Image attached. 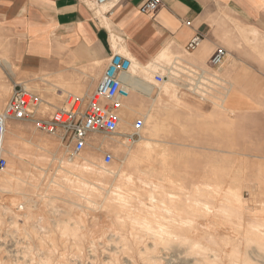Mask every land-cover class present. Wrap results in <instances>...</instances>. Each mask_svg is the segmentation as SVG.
Returning <instances> with one entry per match:
<instances>
[{
    "label": "rangeland",
    "instance_id": "374dc122",
    "mask_svg": "<svg viewBox=\"0 0 264 264\" xmlns=\"http://www.w3.org/2000/svg\"><path fill=\"white\" fill-rule=\"evenodd\" d=\"M167 55L160 53L143 64L148 67L145 70L130 57L129 73L153 87L148 94L139 85L131 86L134 97L143 99L146 108L127 115L129 102L125 101L117 132L96 133L100 143L89 136L79 153L71 155L57 134L38 128L33 120L8 122L4 141L8 165L0 175L10 162L20 165V187L26 189L27 196L0 189V264H153L148 259L152 257L159 264H264V253L257 252L255 245L247 246L248 253L240 252L237 263L231 252L236 247L245 250V233L251 230L247 220L255 214L264 217L262 108L258 104L242 110L228 106L235 88L229 82L235 79L227 76L224 68L218 72L221 79L210 102L181 88L179 71L185 70L180 67L171 70L166 81L157 80V74H166L163 63L174 60L171 56L163 59ZM36 76L41 77L21 70L11 54L0 49V111L16 83L43 97L44 104L35 110L41 119L50 118L55 108L63 106L68 92L83 93L58 83H39L33 80ZM232 76L238 79L240 74ZM146 109L153 118H160L158 125L146 121ZM170 110L178 114L166 116ZM138 118L144 120V127L131 141L129 134L135 131ZM185 119L190 125L183 123ZM191 122H196L194 128ZM10 141L17 150L10 148ZM142 141L150 144L135 160L139 166L135 169L129 164L130 156L120 153L117 146L133 151ZM106 153L113 155L110 163L104 162ZM123 169L134 174L131 180L122 177ZM80 177L102 180L108 190L102 189V196L87 194L80 187ZM116 185L122 187L124 202L112 192ZM220 192L230 207L242 208L245 227L213 207L207 211L196 201L210 197L217 205L224 197ZM136 217L151 225V230L133 229ZM62 220L69 223L68 230L62 228ZM189 232L196 244L172 239ZM194 232H206L207 237L196 238ZM209 232L217 234L216 244L209 240ZM163 237L174 241L166 243Z\"/></svg>",
    "mask_w": 264,
    "mask_h": 264
},
{
    "label": "crops",
    "instance_id": "0c3cea01",
    "mask_svg": "<svg viewBox=\"0 0 264 264\" xmlns=\"http://www.w3.org/2000/svg\"><path fill=\"white\" fill-rule=\"evenodd\" d=\"M145 1L109 0L98 5L94 0H0V49L10 53L21 70L41 76L33 80L83 92H68L67 98L93 91L109 57L117 52L135 57L144 70L148 67L143 64L160 53L168 54L163 59L171 56L174 60L163 63V76L169 77L179 67L210 70V58L222 47L226 55L211 70L222 72L224 68L235 79L229 82L235 95L230 96L228 106L242 110L258 104L264 115V0H161L157 10L144 13L140 6ZM196 35L201 36L200 45L186 50ZM182 72L179 82L186 77ZM237 72L238 79L232 76ZM127 78L122 106L127 101V109L144 110V100L134 97L131 86L139 85L144 91L153 87L134 75ZM170 111L166 116L178 114ZM183 123L189 124L187 119Z\"/></svg>",
    "mask_w": 264,
    "mask_h": 264
},
{
    "label": "built area",
    "instance_id": "2783aa9c",
    "mask_svg": "<svg viewBox=\"0 0 264 264\" xmlns=\"http://www.w3.org/2000/svg\"><path fill=\"white\" fill-rule=\"evenodd\" d=\"M98 5H103L109 0H94ZM162 4L161 0H146L140 6V11L150 13L157 10ZM201 36L196 35L186 44V50H194L200 45ZM226 55L224 48L219 47L209 60V67L217 68ZM132 60L122 53H114L109 57L106 68L96 88L83 96L69 94L65 105L56 108L48 119L35 116V110L40 108L43 99L26 86L16 83L14 90L0 111V171L8 165L5 156L4 141L7 124L13 120H33L38 128L46 129L59 136L60 141L66 146L70 154L81 152L91 134L99 132L115 133L119 129L122 117L120 109L122 99L127 94L125 76L129 74ZM198 67H186L182 73L186 76L181 80V88L188 94L202 100L209 101L215 86L220 81L217 71ZM157 80L167 77L157 74ZM135 131L129 134L131 141L144 127V120L138 118L134 122ZM113 155L106 153L104 162L110 163Z\"/></svg>",
    "mask_w": 264,
    "mask_h": 264
},
{
    "label": "bare ground",
    "instance_id": "6f19581e",
    "mask_svg": "<svg viewBox=\"0 0 264 264\" xmlns=\"http://www.w3.org/2000/svg\"><path fill=\"white\" fill-rule=\"evenodd\" d=\"M127 75L125 76L126 80L127 81H130L129 78H127ZM144 89H145V91L152 92V88L151 87H145ZM142 111L143 110H141L140 108L138 109V108H135V107L134 108L133 107H129V109H127V113L126 114L127 115L128 114L131 115L132 112H142ZM145 117H146V121L148 123L149 122H152L155 125H158L159 124V120L157 119L156 116L153 118L152 115H150L149 113L146 112ZM90 137H91V139L93 140L94 143H100L102 141V139L98 136V134H91ZM143 139L144 140H148V138H145V137ZM47 141H49V140L48 139H44V142H47ZM149 144L150 143L148 141H142L137 146V148L134 149L133 151L130 150V149H125L121 145L117 146V149H118V151L120 153H123L125 156H127V155L130 156V159H131L130 162H129L130 166L131 167H135V169H138L139 166L136 164L135 160L136 159H140V157L143 156V154L145 153V149H146V147L149 146ZM8 145L13 150H17L18 149V146L14 143V141H10L8 143ZM39 155H40V153H36V157H37L38 160H40ZM45 157L46 156H44L43 159ZM40 161H43V160H40ZM20 168H21L20 165H18L17 163H14V162H10L9 163L8 170L3 175H0V189L3 188V190H5V191H11V190L13 191V190H15L18 194H21V195L22 194H24V195L27 194L26 189H24L23 187H20L21 186V180H23L22 177H21V175L19 174ZM123 170L124 171L122 173V177L131 180L133 178V175L134 174H132V172L126 171V169H123ZM138 178H140V177H138ZM139 180H141V179H139ZM142 180L144 182H146V183L149 182V179L142 178ZM78 182L80 184V187H82L83 189H85L84 192L87 193V194L102 196V189H106L105 186H104V184L102 183V180H99L98 182H94V181L88 180V179H86L84 177H80L79 180H78ZM158 185L159 186H162L159 183H158ZM217 188H219V187H217ZM106 190H108V189H106ZM112 192L115 193V195H116L115 197L118 200H120V201L123 200V202L126 200V197L122 194L123 193L122 192V187H120L119 185H116V189L113 190ZM218 194L219 195H223L224 197L218 199L219 200V203L217 205H216V202L215 201L213 202L210 197H204V198L198 197V198H196V201L199 204L204 205V207H205V209L207 211L211 212L212 207H213V208H215L214 210L216 212H218V213H221L222 212L225 215V217L228 220H230L231 222H235L236 225H238L239 227H242V226L245 227V224H244L245 215H244V212L242 211V208L241 207H238V208H235V207L232 208V207H230L228 205V201H227L226 195L222 194L221 192L218 193ZM85 198H87V197H85ZM89 199H90V197L88 196V200ZM24 204H25V206H29L30 205L29 203H24ZM61 222H62V225H61L62 228L64 230H68L69 229V223L66 220H62ZM247 222H248V227L251 230H248L245 233L246 234L245 235V241H244L245 242V245H246L245 250H243L242 248H239V247L238 248L237 247L236 248H233L231 250L232 257L234 258L233 260H235L236 263L238 261L237 259L239 258L240 254H241L240 252H243L244 251L245 253H248L249 249L247 248V246L255 245L257 247L256 248V251L257 252L262 251V253H264V217L261 216V215L258 216V215L255 214L253 217L249 218L247 220ZM219 224H221V223H219ZM125 225L126 224L123 223V222L120 223V226L121 227H125ZM131 225H132V228L133 229H140L142 231L143 230L144 231L145 230L148 231V230H151V228H152L151 225L144 224V221L140 220L137 217L133 220V222H132ZM207 227H208V225H207ZM211 227L213 228V226H211ZM214 229H216V228H214ZM221 230H223V229H221ZM224 230H228V229H224ZM196 233L194 232V234H196ZM230 234H233V233L231 232ZM197 236H200V237H197ZM204 237H207V233L206 232L197 233V235H196V238H204ZM208 238H209V240H211L213 243L216 244L217 234H215L213 232H209L208 233ZM172 239H177L176 241H179V242H182V243H185V244H191V245L196 244L195 243L196 241H192L190 232H189V235H181V236L179 235L178 236V234H176V238H172ZM172 239H170L169 237L168 238H164V240H165L166 243H171L172 241H174ZM225 243H228V242L225 241ZM241 243H239V244H241ZM228 250H229V248H228ZM215 252H216V250L214 251V256H217V254ZM148 259L153 264H159V261H158V259L156 257H152V258H148ZM214 264H218V263H214Z\"/></svg>",
    "mask_w": 264,
    "mask_h": 264
}]
</instances>
